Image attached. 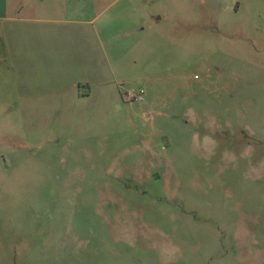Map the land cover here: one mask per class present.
Segmentation results:
<instances>
[{"label":"rangeland","instance_id":"374dc122","mask_svg":"<svg viewBox=\"0 0 264 264\" xmlns=\"http://www.w3.org/2000/svg\"><path fill=\"white\" fill-rule=\"evenodd\" d=\"M170 3L112 41L137 102L40 135L0 105V264H264V0Z\"/></svg>","mask_w":264,"mask_h":264},{"label":"crops","instance_id":"0c3cea01","mask_svg":"<svg viewBox=\"0 0 264 264\" xmlns=\"http://www.w3.org/2000/svg\"><path fill=\"white\" fill-rule=\"evenodd\" d=\"M166 1L175 8V0ZM140 3L0 0V105L6 118L25 120L40 135L48 124L82 120L88 104L99 105L101 113L110 102H126L121 82L128 45L112 47V41H129L132 51L138 46L133 35L140 42L153 29L152 13ZM167 18L183 22L176 13Z\"/></svg>","mask_w":264,"mask_h":264},{"label":"built area","instance_id":"2783aa9c","mask_svg":"<svg viewBox=\"0 0 264 264\" xmlns=\"http://www.w3.org/2000/svg\"><path fill=\"white\" fill-rule=\"evenodd\" d=\"M143 93H144V91L141 90L140 92H134L132 94H128L126 96V100L127 101H135V102H137L139 100L140 95L143 94Z\"/></svg>","mask_w":264,"mask_h":264}]
</instances>
